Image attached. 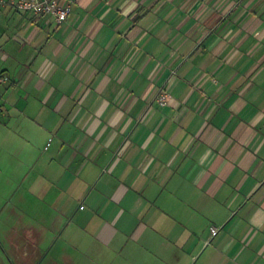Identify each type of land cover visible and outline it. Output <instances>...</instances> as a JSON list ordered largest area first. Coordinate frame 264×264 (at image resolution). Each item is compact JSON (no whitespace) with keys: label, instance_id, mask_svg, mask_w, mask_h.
I'll use <instances>...</instances> for the list:
<instances>
[{"label":"crops","instance_id":"crops-1","mask_svg":"<svg viewBox=\"0 0 264 264\" xmlns=\"http://www.w3.org/2000/svg\"><path fill=\"white\" fill-rule=\"evenodd\" d=\"M60 1L62 23L0 8L21 44L0 58L25 54L0 158L63 230L51 264H264V0ZM47 229L15 233L21 264Z\"/></svg>","mask_w":264,"mask_h":264},{"label":"rangeland","instance_id":"rangeland-1","mask_svg":"<svg viewBox=\"0 0 264 264\" xmlns=\"http://www.w3.org/2000/svg\"><path fill=\"white\" fill-rule=\"evenodd\" d=\"M6 27H3V29L0 31V56L3 52H10V49L14 46L21 45L20 42L12 39V27H9L6 30ZM6 30V32H5ZM26 50L29 48V46H25ZM14 49V48H13ZM15 51V50H14ZM25 58L24 53H17L14 55V58L10 57L8 59L0 58V72L2 70H10L11 68L15 69L17 66V60H22ZM23 61V60H22ZM20 68V67H19ZM17 68V69H19ZM11 69V70H13ZM18 160L17 158H0V167L2 168V171H0V264H21V255L18 252V254H12V240L14 239L13 236H15V233L17 231H21V229L27 225H31L35 227L38 230H41V228L45 225L49 227L46 231V239L43 241V243L40 245V248L44 251L42 257L44 258V261L42 259L39 260L38 263L35 264H51V261L58 260L60 256L57 259V249L58 247H53L54 240L58 238L63 230H58L55 227L58 226L59 223H55L54 221H47L46 223L42 221V210L46 209L47 211L51 212V208L48 206H43L42 204H36L37 201H33L32 204H25L21 200L18 199V195L21 193L20 189V181L17 178L14 180V182L9 183L7 179H9V174L6 172L5 165H8L7 162H15ZM15 177V176H14ZM19 182V183H18ZM55 212L52 213L54 215ZM69 220H67L65 223H61L60 226H63V228L66 226ZM55 226V227H54ZM68 233V229L66 230L65 234L63 235L65 238ZM64 239L60 240V244L64 243ZM64 245V244H62ZM66 246V245H65ZM52 248V249H51ZM84 248L78 249V251H72V256L76 254L77 256H80L81 258L91 257L92 254L89 253V255H85V252L83 251ZM74 252V253H73ZM70 253V252H69ZM108 256L105 255V257ZM112 256V255H111ZM110 256V257H111ZM94 257V260L91 262V264H98L96 262H100V264H107V262L102 263L99 259V257ZM103 258V257H102ZM90 263V262H89ZM60 264H67L64 262H61Z\"/></svg>","mask_w":264,"mask_h":264},{"label":"built area","instance_id":"built-area-1","mask_svg":"<svg viewBox=\"0 0 264 264\" xmlns=\"http://www.w3.org/2000/svg\"><path fill=\"white\" fill-rule=\"evenodd\" d=\"M9 6L19 11H31L36 15H51L58 23L64 22L71 13L70 2L60 0H0V8ZM7 80V76L0 74V83ZM171 95L166 87L160 89L159 100L161 103H168ZM218 232L217 227H212V233Z\"/></svg>","mask_w":264,"mask_h":264}]
</instances>
